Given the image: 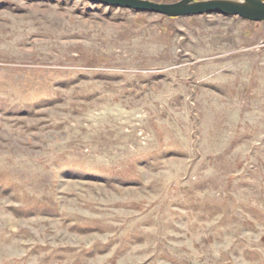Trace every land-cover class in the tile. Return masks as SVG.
<instances>
[{
  "label": "rangeland",
  "instance_id": "rangeland-1",
  "mask_svg": "<svg viewBox=\"0 0 264 264\" xmlns=\"http://www.w3.org/2000/svg\"><path fill=\"white\" fill-rule=\"evenodd\" d=\"M0 264H264V22L0 0Z\"/></svg>",
  "mask_w": 264,
  "mask_h": 264
},
{
  "label": "water",
  "instance_id": "water-1",
  "mask_svg": "<svg viewBox=\"0 0 264 264\" xmlns=\"http://www.w3.org/2000/svg\"><path fill=\"white\" fill-rule=\"evenodd\" d=\"M84 1L168 18L220 15L254 23L264 22V0H179L173 3H154L150 0Z\"/></svg>",
  "mask_w": 264,
  "mask_h": 264
},
{
  "label": "trees",
  "instance_id": "trees-1",
  "mask_svg": "<svg viewBox=\"0 0 264 264\" xmlns=\"http://www.w3.org/2000/svg\"><path fill=\"white\" fill-rule=\"evenodd\" d=\"M151 2H154V3H172V2H177L179 0H150Z\"/></svg>",
  "mask_w": 264,
  "mask_h": 264
}]
</instances>
